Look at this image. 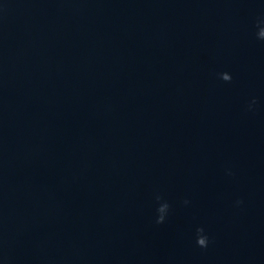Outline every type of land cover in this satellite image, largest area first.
<instances>
[{"label":"water","instance_id":"water-1","mask_svg":"<svg viewBox=\"0 0 264 264\" xmlns=\"http://www.w3.org/2000/svg\"><path fill=\"white\" fill-rule=\"evenodd\" d=\"M0 264H264V0H0Z\"/></svg>","mask_w":264,"mask_h":264},{"label":"clouds","instance_id":"clouds-1","mask_svg":"<svg viewBox=\"0 0 264 264\" xmlns=\"http://www.w3.org/2000/svg\"><path fill=\"white\" fill-rule=\"evenodd\" d=\"M199 243H200L201 245L207 246V244H208V239H207V238H202V239L199 241Z\"/></svg>","mask_w":264,"mask_h":264}]
</instances>
